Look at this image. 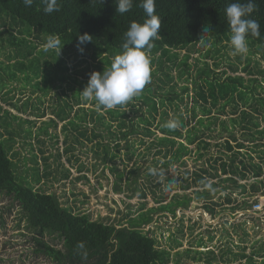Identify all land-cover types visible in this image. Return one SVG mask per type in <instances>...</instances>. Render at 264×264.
Instances as JSON below:
<instances>
[{"label":"rangeland","instance_id":"374dc122","mask_svg":"<svg viewBox=\"0 0 264 264\" xmlns=\"http://www.w3.org/2000/svg\"><path fill=\"white\" fill-rule=\"evenodd\" d=\"M0 22L4 23H0V139L9 147L17 176L39 191L55 194L62 205L74 212L115 225H127L130 218L166 203L175 193L186 194L190 197L187 207L176 208L174 215L169 211L152 213L151 222L142 227L150 231L160 247L169 250L167 264H206L208 257L212 264H244L234 256L238 246H245L246 253L254 249L264 255V213L253 215L248 224L232 216L236 212L228 207L238 199H247L248 209L254 199L231 189L230 183L221 184L222 175L219 176V159L228 161L230 155L223 144L225 139L235 134L242 140L239 124L233 126L230 118L240 120L241 112L247 111L261 119L258 106L264 104V45L248 39V53L234 56L228 34L204 37L206 47L198 41L181 50L172 49L164 56L148 52L154 73L149 85L158 94L173 97L171 104L159 107L158 112L166 109L168 119L181 113L185 119L183 132L191 131L197 137L188 146L191 152L171 161L169 155L156 152L153 136L140 133L132 134L127 142L121 140L115 149L108 131L92 113H103L108 121L107 110H98L95 101L81 99L80 91L89 75L100 72L97 66H103L95 57H114L121 49L112 48L113 56L109 52L96 56L94 47L84 45L81 54L77 44L61 41L64 46L58 56L57 50H43L49 36L41 28L13 22L6 16ZM156 57L165 58L160 64ZM199 87L205 99L197 95ZM204 108L209 111L203 112ZM119 109L128 115L126 122H136L144 114L152 119L155 129L162 121L160 114L145 112L141 99L135 98ZM75 111L86 113L84 121L76 118ZM222 121L230 130L222 127ZM74 123H80L81 128L74 129ZM84 128L86 136L80 135ZM93 130L100 137L92 140ZM155 134L162 135L157 130ZM105 143L106 155L102 146ZM112 153H116L115 158ZM153 168L165 170V176L152 175ZM132 169L135 171L129 172ZM202 169L215 176L203 174ZM195 173L202 176L201 182ZM172 180V189L166 190ZM186 184L187 188H183ZM225 185L228 188L222 189ZM201 190L213 194L206 199L196 197L195 191ZM226 193L233 200L223 205ZM204 203H210L215 214H210ZM39 241L63 249L60 237L29 227L19 204L1 194L0 264H57L37 251ZM196 250L202 251L200 261L193 259L198 256Z\"/></svg>","mask_w":264,"mask_h":264},{"label":"trees","instance_id":"16d2710c","mask_svg":"<svg viewBox=\"0 0 264 264\" xmlns=\"http://www.w3.org/2000/svg\"><path fill=\"white\" fill-rule=\"evenodd\" d=\"M235 2L247 3V0H155V14L160 18L161 27L158 38L154 40V46L150 51L154 54L159 52V56H164L172 49L181 50L191 43L198 42L202 36H227L230 34V28L225 10L228 5ZM254 3L255 9L248 18L259 23L260 36L258 38L249 36L248 39L264 45V0H254ZM58 4L60 10L48 14L43 11L44 5L41 0H33L30 7L25 6L23 0H0V19L2 16H6L10 17L13 22L18 20L29 26L39 27L48 36H57L62 42L68 44H77L78 35L87 33L92 36V42L86 45L97 49L96 56H101L106 52L113 56L111 54L112 48L122 50V44L125 41L124 34L130 24L134 21L143 23L147 18L140 6L141 0H133L132 9L124 14L116 12L115 0H103L102 3L100 0H58ZM205 28L207 31L204 32ZM21 39L29 42L27 38ZM32 47L35 48V44ZM95 58L103 64V66H97L100 68V72H103L105 67L110 66L114 57ZM162 58L165 57H156L157 62L161 64ZM167 61L171 60L167 59ZM184 62L182 60L181 64ZM153 74L151 72V76ZM203 79L202 77L201 80ZM81 84L84 83L81 82ZM184 88L187 89V87ZM197 95L205 99L201 88ZM136 98L141 99L146 105L145 112L148 114L151 112L154 115L160 114L162 121L155 129L152 119L144 114L140 115L136 122H126L128 115L124 110L119 109L121 106L106 111L110 118L108 121L105 120L103 113L92 111L96 115L95 120L99 125L106 128L111 136L110 139L115 142V149L118 150L121 140L127 142L132 134L140 133L146 137L153 136L156 143L154 145L157 146L156 152L162 153L163 156L169 155L171 161L179 160L191 152L188 146L197 137L191 131L183 132L185 127L183 115L174 113L173 118L181 122V127L175 131H169L163 127L170 120L166 117L168 111L164 109L158 112V108L170 103L169 101L173 100V97L158 94L148 84L141 95ZM262 99L264 102V98ZM175 108H178V105H175ZM258 108L264 119V104ZM208 111L206 108L203 109V112ZM7 112L5 111V113ZM85 114L80 115L76 112L75 116L84 121ZM66 116L64 115V119ZM199 123H203L202 119H199ZM237 123L239 129L242 130V140L239 141L235 134H231L229 138L225 139L223 144L226 152H229L230 155L228 161L219 159L221 161L219 176L229 174L224 177V180L233 181L234 176L237 179H247L250 175L255 178L252 183L248 184L250 185V193L246 190V184L238 185L241 189L240 193H248L249 196L256 192L262 194L264 190L260 191V187H264V125L261 126L258 118L250 116L247 111L241 112L240 120L231 119L233 126H236ZM221 124L225 130H230L225 121H222ZM74 125V129L81 128L80 123H74ZM156 130L162 135H156ZM80 135L86 136L85 128L80 131ZM97 137L100 135L93 130L92 140ZM98 142L96 141L99 145ZM204 144L207 145V143ZM102 146L106 155L108 143L102 144ZM111 157L115 158L116 153H112ZM134 171L132 169L129 172ZM201 172L207 173L206 169H202ZM195 174L198 177L197 180L201 182L202 176L199 173ZM118 175L120 178L121 174ZM208 175L211 178L215 176V174L210 173ZM260 176L262 178L258 180ZM208 179L207 177L202 183L206 184ZM237 179H234L235 183ZM184 180L186 181L187 178L185 177ZM182 187L187 188V184ZM114 190H120V187L114 188ZM195 192L196 197H203L204 199L213 194L208 193L207 190ZM1 194L10 196L19 204L29 227L37 229L40 233L45 230L55 233L62 239L63 249L40 241L38 243L40 249L37 251L57 264H167L170 255L169 250L160 247L157 239L150 234V231L144 230L142 227L151 222L152 213L169 211L174 215L176 208L187 207L190 200L186 194L175 193L170 196L166 203L159 204L145 212L141 211L137 216L130 218L127 225H115L101 220H93L87 213H77L71 207L62 205L55 194L39 191L32 184L17 176L15 164L9 156V147L5 141L0 139ZM141 194L145 195L142 192ZM167 196L168 193L164 195L165 198ZM224 196L226 202H231L228 194ZM215 204L218 203L215 202ZM203 206L210 214H215V209L210 206V203H204ZM236 207L246 210L250 207V203L245 200ZM230 208L235 209V206ZM241 231L242 234L246 235L244 229ZM80 243H83V249L78 248ZM175 243L180 244L178 241ZM198 246H202L201 241L198 242ZM238 248L239 250L234 253V256L239 257V260H244V264H264V255H260L257 250L253 249L246 253L245 246H238ZM195 252L198 256H194L193 259L200 261L202 251L196 250ZM257 256L260 257L259 260L256 259ZM211 261L209 257L205 259L206 264H212Z\"/></svg>","mask_w":264,"mask_h":264},{"label":"clouds","instance_id":"9594fccd","mask_svg":"<svg viewBox=\"0 0 264 264\" xmlns=\"http://www.w3.org/2000/svg\"><path fill=\"white\" fill-rule=\"evenodd\" d=\"M102 2L103 0H100V3ZM23 3L30 7L33 0H23ZM41 3L44 5L45 13L51 14L60 10L58 0H41ZM115 3L116 12L120 14L129 12L133 7V0H115ZM140 6L147 18L143 23L134 21L130 24L124 34L122 51L114 56L110 66L105 67L103 72H92L86 86L80 91L81 99L95 101L98 110H112L117 106L123 107L129 104L140 96L151 82V61L148 52L154 46V40L158 38L161 21L155 14V0H141ZM254 9V0H247V3H231L225 10L230 28V46L234 56L248 53L249 36L256 38L260 36L259 23L248 18ZM198 41L201 46H207L204 36ZM89 42H92V36L89 34L78 35L77 49L81 54L84 52L83 46ZM63 46L59 37L50 35L43 50L45 52L57 50L59 56ZM163 127L175 131L181 127V122L173 118ZM150 173L155 176H165L163 169L153 168L150 169ZM174 183V180L169 181L166 190H171ZM78 248L83 249V243H80Z\"/></svg>","mask_w":264,"mask_h":264},{"label":"crops","instance_id":"0c3cea01","mask_svg":"<svg viewBox=\"0 0 264 264\" xmlns=\"http://www.w3.org/2000/svg\"><path fill=\"white\" fill-rule=\"evenodd\" d=\"M263 115H264V113H263ZM263 116H261V119L260 120H262L263 121V123L260 121V125L261 126H263L264 125V119L262 118ZM254 118H256V117H254ZM236 119H238V118H236ZM230 123H231V118H230ZM260 141H262V140H260ZM232 143V142H231ZM234 143V142H233ZM243 151L245 150V149H242ZM254 160L255 161H257V159L256 158H254ZM264 167V166H263ZM219 172H220V170H219ZM229 174H222V180H221V184H223V183H225V184H227V183H230V186L232 185V188L231 189H237V190H241L240 189V187H238V185H242V184H246V187H247V192H249L250 193V185H248V184H250V183H252L253 181H254V179L255 178H253L252 176H248V178L247 179H237L235 176L233 177V181H230V180H224V177H226V176H228ZM263 175H264V170H263ZM262 178V176H260L259 178H258V180H260ZM237 179V181H236V183H235V180ZM225 188H228V186L227 185H225V186H222V189H225ZM261 189H260V191L261 190H264V187H260ZM229 195V198L231 199V197H230V194L229 193H226L225 195ZM242 194V193H241ZM243 196L244 195H246L247 196V198H249V194L248 193H244V194H242ZM225 197V196H224ZM251 198H253L254 199V201H253V203H255V202H257V201H260L261 203H263L264 204V193H262V194H260L259 192H256L255 194H253V195H251ZM232 200H233V198L231 199V202H232ZM245 200H247V199H243L242 201H239V199H238V201H236L237 203H235V204H233V205H231V206H229L228 207V209H230L232 212L233 211H235L236 213H235V215H232V216H234V217H238V218H242V223L244 224L245 222L248 224V223H250V221L249 220H251V217H253V215H260L261 213L260 212H251V210L250 209H246V210H243V209H238L236 206L237 205H239V204H241L243 201H245ZM224 201H225V203H223V205L225 204V205H227V204H230L231 202H226V200L224 199ZM223 201V202H224ZM249 203V202H248ZM222 205V206H223ZM232 206H235V209H231L230 207H232ZM256 217V216H255ZM260 218H261V216H259ZM257 220V219H256Z\"/></svg>","mask_w":264,"mask_h":264},{"label":"built area","instance_id":"2783aa9c","mask_svg":"<svg viewBox=\"0 0 264 264\" xmlns=\"http://www.w3.org/2000/svg\"><path fill=\"white\" fill-rule=\"evenodd\" d=\"M251 212H260V213H264V206L260 201H257L255 203L252 204L251 206Z\"/></svg>","mask_w":264,"mask_h":264}]
</instances>
